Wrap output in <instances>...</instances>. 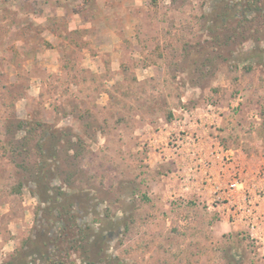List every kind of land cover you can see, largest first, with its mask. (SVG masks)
I'll use <instances>...</instances> for the list:
<instances>
[{"label": "rangeland", "instance_id": "obj_1", "mask_svg": "<svg viewBox=\"0 0 264 264\" xmlns=\"http://www.w3.org/2000/svg\"><path fill=\"white\" fill-rule=\"evenodd\" d=\"M263 1L0 0V264H264Z\"/></svg>", "mask_w": 264, "mask_h": 264}, {"label": "crops", "instance_id": "obj_2", "mask_svg": "<svg viewBox=\"0 0 264 264\" xmlns=\"http://www.w3.org/2000/svg\"><path fill=\"white\" fill-rule=\"evenodd\" d=\"M27 91H29V89H26ZM18 100H25L24 97H20ZM20 102V101H19ZM206 112L207 115H210V112H208L207 110H204ZM219 119L216 118V123L219 125ZM211 123H213V121H211ZM206 125V124H204ZM214 128L215 127H206L204 126L202 128V161H211V165L210 167L208 166V168L202 164V193L204 195H211L213 192H217L219 185H222L220 182L223 179V175L221 173V167L219 166V164L221 163V159L223 156V153L221 152V146L220 143L218 142V137H217V132L214 133ZM163 135H161L162 138ZM173 165H177L175 168V172L176 169L179 170L180 167V163H172ZM179 172V171H178ZM219 182V183H218ZM245 182L242 181L239 185L238 189L241 188H245ZM218 185V186H217ZM214 189V190H213ZM213 191V192H212ZM240 195L239 198L238 196L236 197L240 203V205L242 206L243 202H242V195ZM241 200V201H240ZM234 201V200H233ZM237 201V200H236ZM210 204V202H208ZM214 208H217V206L211 205ZM243 217V216H242ZM241 218V217H240ZM242 219V218H241ZM250 219V218H249ZM244 219L243 220V224H245V227L248 228L250 231H254L257 230L256 226V217H253V219ZM252 223V224H251ZM252 225L251 229L250 226Z\"/></svg>", "mask_w": 264, "mask_h": 264}, {"label": "trees", "instance_id": "obj_3", "mask_svg": "<svg viewBox=\"0 0 264 264\" xmlns=\"http://www.w3.org/2000/svg\"><path fill=\"white\" fill-rule=\"evenodd\" d=\"M241 1H243L244 3H245V7H248V6H250V8L254 5L255 7H256V9H262L261 7H258V5H257V3H259V1H263V0H241ZM264 2V1H263ZM238 3V2H237ZM225 6L226 7H229L228 6V4H225ZM227 10H228V8H226ZM218 22L219 23H221L222 24V26H224V25H226L227 23H228V14H227V11H225V12H222L220 15H219V20H218ZM242 22V20H240V23ZM229 38V37H228ZM24 123H25V125L26 124H29L28 122H24V121H19L18 122V124H17V128H19V127H22V126H24ZM29 125H31V124H29ZM43 125V124H42ZM29 128V127H28ZM30 128H32V127H30ZM35 129H37L36 127H34ZM30 130H32V129H30ZM30 133V135H29V138L30 139H32V137L34 138V134H33V132L32 131H29ZM30 139H28V140H26V142H31V140ZM36 140V139H35ZM42 142V137H40L37 141H36V143L35 144H33V142H32V144H31V148H34L37 152H38V154L40 155V159L41 160H43V159H45L46 158V156H45V152H44V145H43V143H41ZM40 160V161H41ZM47 160V158L44 160V162ZM44 162H39V164H37V165H35L34 166V168L35 169H40V171H41V173H42V171L44 170V168H43V163ZM42 164V165H41ZM47 172H50L51 173V170L50 169H48L47 170ZM41 175V174H40ZM39 174H38V178H36L35 180L36 181H38V182H40L39 180L41 179V178H43L42 176H44V174L42 173V176H40ZM20 186H22L23 184H22V182L19 184ZM82 230H80V232L78 233V232H75V239H74V241L75 242H77L78 241V239H76V236L79 238V237H84V236H79V235H81L82 234V232H81ZM78 244H80V243H78ZM77 247V246H76ZM61 252V251H60ZM89 253V250H87V248L85 249V256L87 257V259L90 257V255L88 254ZM53 258H51V257H49V262H51V260H52ZM55 261V260H54ZM106 261H107V259H106ZM61 260H56L54 263L55 264H61ZM87 262V261H86ZM108 263V262H107ZM17 264H26V262L25 261H23V260H21L19 263H17ZM88 264H94V262H92V261H89L88 260Z\"/></svg>", "mask_w": 264, "mask_h": 264}, {"label": "built area", "instance_id": "obj_4", "mask_svg": "<svg viewBox=\"0 0 264 264\" xmlns=\"http://www.w3.org/2000/svg\"><path fill=\"white\" fill-rule=\"evenodd\" d=\"M264 173V172H263ZM240 181L239 180H235L232 184H231V188H238L240 185Z\"/></svg>", "mask_w": 264, "mask_h": 264}]
</instances>
